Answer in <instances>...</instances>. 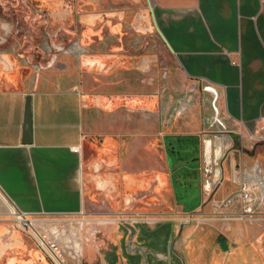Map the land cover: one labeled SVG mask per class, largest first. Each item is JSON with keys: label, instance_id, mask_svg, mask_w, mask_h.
Masks as SVG:
<instances>
[{"label": "rangeland", "instance_id": "obj_1", "mask_svg": "<svg viewBox=\"0 0 264 264\" xmlns=\"http://www.w3.org/2000/svg\"><path fill=\"white\" fill-rule=\"evenodd\" d=\"M61 6L65 16H54L44 4L0 0L7 25L1 51L29 70L65 63L76 72L86 98L87 209L76 216L38 217L34 228L49 238L53 231L61 233L67 264H264V220H223L211 207L214 198L222 197L220 188L227 185L233 192L239 187L234 159L249 169L258 162L264 170V127L248 132L232 124L208 84L181 72L154 24L150 0H61ZM74 41L85 46V56L63 51ZM131 120L127 131L123 122ZM116 122L123 139L120 155L128 158L130 148L138 151L134 163L128 158L129 167L120 160L106 162L107 154L100 159ZM144 124H150V134L143 132ZM195 127L212 140L211 165L201 162L199 169L205 183L212 182L217 169L223 172L198 209L184 208L172 185L157 183L171 167L161 131ZM170 151L175 162H189L179 175L196 173L190 167L197 166L191 145L183 142ZM216 156H221L218 165ZM132 172L141 181L134 188L126 179ZM0 221L9 228L0 264H54L31 230L20 229L9 217Z\"/></svg>", "mask_w": 264, "mask_h": 264}, {"label": "crops", "instance_id": "obj_2", "mask_svg": "<svg viewBox=\"0 0 264 264\" xmlns=\"http://www.w3.org/2000/svg\"><path fill=\"white\" fill-rule=\"evenodd\" d=\"M27 1L50 7L54 16L66 15L61 0ZM150 1L154 24L181 72L208 84L207 91L218 93L223 114L232 124L248 132L264 127V0ZM89 21L93 20L85 19ZM6 26L0 13V46L7 35ZM3 49L0 48V189L19 210L34 216L84 214L88 203L84 146L87 108L77 74L63 62H51L39 71L29 70ZM28 96L32 109L30 136L26 134ZM128 125L133 126V120L123 122L127 131ZM113 126L116 132H108L100 159L107 154L106 162L120 160L129 167L128 158L134 163L138 151L130 148L128 158L122 157L120 124ZM143 132L150 134V124H144ZM161 133L171 167L168 175L158 176L159 187L172 185L180 205L200 208L205 202L203 196L209 197L212 182L208 179L205 183L199 169L201 162L211 165L212 140L196 127L191 132L180 128ZM146 137L144 140L149 139ZM183 142L192 146V159L197 165L190 163L196 172L191 176L178 174L189 162L171 158L170 150ZM239 164L238 158L232 162L235 169ZM126 179L130 188L141 183L134 172ZM229 192L226 185L218 195ZM8 231L7 223L0 221V255L9 245L4 240ZM11 240L19 242L16 233Z\"/></svg>", "mask_w": 264, "mask_h": 264}, {"label": "built area", "instance_id": "obj_3", "mask_svg": "<svg viewBox=\"0 0 264 264\" xmlns=\"http://www.w3.org/2000/svg\"><path fill=\"white\" fill-rule=\"evenodd\" d=\"M68 54H74L83 57L87 54V49L79 41H74L69 47L63 48ZM37 68V65H32ZM218 96V93L215 92ZM216 156V165L219 164ZM240 174L239 187L222 197L214 198L211 207L217 216L223 220H264V170L258 162H255L250 169L241 164L237 167ZM223 178L221 168L214 172L212 184L217 186ZM214 188L211 187L209 197L212 195ZM9 217L20 229L30 232L36 237L39 246L48 254L54 264H67L60 244L59 231H53L54 237L49 238L37 228H34V220L38 217H47V215L34 216L19 210L0 189V220L2 217ZM38 235H35V233ZM64 233V230L63 232Z\"/></svg>", "mask_w": 264, "mask_h": 264}, {"label": "water", "instance_id": "obj_4", "mask_svg": "<svg viewBox=\"0 0 264 264\" xmlns=\"http://www.w3.org/2000/svg\"><path fill=\"white\" fill-rule=\"evenodd\" d=\"M31 116H32V109H31V97L28 96L27 98V104H26V134L28 136L31 135ZM30 141V140H28ZM30 143V142H27Z\"/></svg>", "mask_w": 264, "mask_h": 264}, {"label": "bare ground", "instance_id": "obj_5", "mask_svg": "<svg viewBox=\"0 0 264 264\" xmlns=\"http://www.w3.org/2000/svg\"><path fill=\"white\" fill-rule=\"evenodd\" d=\"M212 89H214V88H212ZM212 89H211V91H212ZM214 92V91H213ZM35 233V235H38V233H36V232H34Z\"/></svg>", "mask_w": 264, "mask_h": 264}]
</instances>
